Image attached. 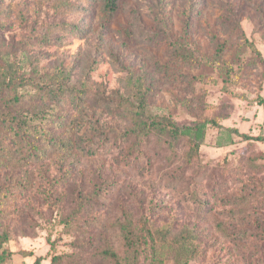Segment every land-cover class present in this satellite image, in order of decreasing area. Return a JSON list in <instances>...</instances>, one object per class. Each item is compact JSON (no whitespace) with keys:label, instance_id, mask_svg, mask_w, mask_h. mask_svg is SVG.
I'll use <instances>...</instances> for the list:
<instances>
[{"label":"rangeland","instance_id":"rangeland-1","mask_svg":"<svg viewBox=\"0 0 264 264\" xmlns=\"http://www.w3.org/2000/svg\"><path fill=\"white\" fill-rule=\"evenodd\" d=\"M102 7L0 0V71L17 83L0 91V264H114L122 208L141 219L137 264H264V142L238 135L264 137V0ZM128 77L182 143L126 134Z\"/></svg>","mask_w":264,"mask_h":264},{"label":"trees","instance_id":"trees-1","mask_svg":"<svg viewBox=\"0 0 264 264\" xmlns=\"http://www.w3.org/2000/svg\"><path fill=\"white\" fill-rule=\"evenodd\" d=\"M118 7V0H103V10L105 15L109 18L113 16ZM27 81L24 80L23 84ZM17 87L16 81L10 77L4 71H0V91L5 88ZM128 90L132 91L133 101H129L127 96L124 94H119V105H126L129 110V123L126 134L129 133L131 136L135 135V140L140 143L145 137L154 133L159 136L169 138L177 144L182 143L185 138L186 127L178 125L173 119L166 115H156L151 111L150 104L148 103L146 93L149 88L145 85L144 80L140 77H128L127 82ZM111 102V101H110ZM258 103L263 106L264 109V98L259 97ZM134 104V105H133ZM108 105V102H107ZM28 120L30 118L21 119V125L27 127ZM244 139H253L264 142L263 136H252L245 133H238ZM169 141V142H170ZM186 141L189 143V148L187 154L190 156H195L197 154V149L199 147V141L195 139L188 138ZM66 143V148L71 151V149L76 148L77 141L75 139H68L63 141ZM62 143V145H63ZM84 143V141H83ZM85 144V143H84ZM86 146V144L84 145ZM80 147L82 151L85 147ZM122 215L124 219L118 221L114 227L117 228L118 233L121 237V242L123 248L126 250L127 254L117 252L111 247H107L103 250V255L113 261L114 264H137V254L138 247L141 245V236L139 223L141 219L133 218L127 208H122ZM185 251H189L188 248H184ZM152 260L154 264H161V259L157 256L156 252L152 253ZM42 260L41 256L35 258L32 264H40ZM56 256L51 259V264L55 263Z\"/></svg>","mask_w":264,"mask_h":264}]
</instances>
